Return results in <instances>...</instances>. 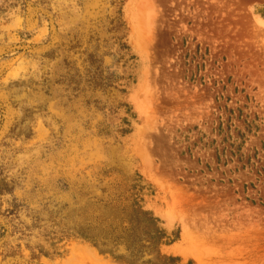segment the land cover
I'll return each mask as SVG.
<instances>
[{"label":"rangeland","instance_id":"rangeland-1","mask_svg":"<svg viewBox=\"0 0 264 264\" xmlns=\"http://www.w3.org/2000/svg\"><path fill=\"white\" fill-rule=\"evenodd\" d=\"M0 264H264V0H0Z\"/></svg>","mask_w":264,"mask_h":264},{"label":"trees","instance_id":"trees-1","mask_svg":"<svg viewBox=\"0 0 264 264\" xmlns=\"http://www.w3.org/2000/svg\"><path fill=\"white\" fill-rule=\"evenodd\" d=\"M123 201L122 199L115 200L105 204V206L112 205L118 207ZM138 217L135 209L131 207V218L127 226L123 227L119 232L116 226H109V229L106 231L107 237L99 234L101 222L96 216L80 217L75 224L79 223L76 232H71V234L83 238L90 242L92 246L99 247L102 251H109L112 246L110 252L116 253L118 247H122L128 258L136 260L149 254L158 243V231L152 225L151 220H144L146 223L144 224Z\"/></svg>","mask_w":264,"mask_h":264}]
</instances>
